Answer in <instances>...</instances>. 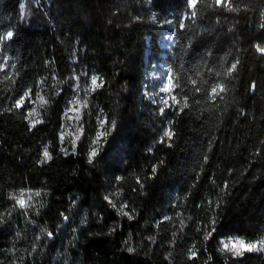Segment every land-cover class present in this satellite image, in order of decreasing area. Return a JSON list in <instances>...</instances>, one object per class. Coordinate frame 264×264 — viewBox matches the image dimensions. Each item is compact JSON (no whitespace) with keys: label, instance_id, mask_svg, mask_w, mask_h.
I'll return each instance as SVG.
<instances>
[{"label":"trees","instance_id":"16d2710c","mask_svg":"<svg viewBox=\"0 0 264 264\" xmlns=\"http://www.w3.org/2000/svg\"><path fill=\"white\" fill-rule=\"evenodd\" d=\"M258 46L264 0H0V264L59 263L14 256L8 217L30 192L53 235L78 214L76 264H264L221 244L264 242Z\"/></svg>","mask_w":264,"mask_h":264},{"label":"rangeland","instance_id":"374dc122","mask_svg":"<svg viewBox=\"0 0 264 264\" xmlns=\"http://www.w3.org/2000/svg\"><path fill=\"white\" fill-rule=\"evenodd\" d=\"M22 4H24V6L21 7L22 12L26 13L29 8L26 6L25 2ZM156 74L157 69H152L150 71L149 79L152 83V87L150 91L145 92V97L147 101L152 104L157 103L160 105V109H163L168 107L170 90L163 91L162 89L165 87L170 89V83L168 77L163 76L160 79ZM74 112L75 110H73V113ZM23 199L26 201V206L21 208L16 202L8 217L14 235L15 258L20 257V261L24 262L29 257L41 259L45 256H49L54 261H58V264H76L73 262L74 260L70 254V248L77 235V230L81 225V222L77 220L78 214L71 210L68 216L62 218L61 223L57 226L56 234L49 235L50 229L39 220V212L44 205L45 195L40 193V195L37 196L36 193L30 192L27 193ZM229 240L235 241L241 239H228L223 241L228 242ZM252 244L256 245V247L251 251L245 249L241 254L245 252L264 251V242ZM244 245L247 246L249 244L244 243ZM222 248L224 249L223 244ZM224 250L232 253L234 256L241 255H237L234 251Z\"/></svg>","mask_w":264,"mask_h":264},{"label":"snow or ice","instance_id":"6c2138e0","mask_svg":"<svg viewBox=\"0 0 264 264\" xmlns=\"http://www.w3.org/2000/svg\"><path fill=\"white\" fill-rule=\"evenodd\" d=\"M221 2H222V0H217V4H220ZM187 4H188L189 8H192V7H194L195 0H187ZM22 6H24V4H19V8H21ZM194 14H195V12L192 13L193 16H194ZM13 35H14V33L12 31H8L7 32V38H12ZM257 50L261 51V52H264V49L259 48V46H258ZM6 63H7V60L5 59V64ZM3 67H4V65H0V70H2ZM13 67H15V65H13ZM233 67H235V66H233ZM91 83H92L93 86H95L97 84V81H96L95 77L92 78ZM169 83H170V81H169ZM162 90L163 91H169L170 89L168 87H165ZM213 91H215V89ZM28 95H29V93L26 92L25 96H28ZM75 103L76 104H80V101L77 100ZM22 104H23V98H21L20 100L16 101L15 107L19 108V107L22 106ZM84 106H86V104ZM74 110L75 111H79V109H74ZM34 115H38L35 112V109H33L29 113V116H34ZM38 123H42V121H40L38 119L31 121L32 127H35V125L38 124ZM103 123H104V121H101V127H103ZM103 135H104L103 132L98 133L97 137L93 141V143L94 144L98 143L100 141L101 136H103ZM164 135L166 137H168V138H171V133L170 132H165ZM61 139H63V135H61ZM76 139H79V136H77ZM97 154H98V148H93L89 152V155H88L89 163L92 162L93 158L96 157ZM43 156H44L45 160H50L51 159V156L49 155V152H48L47 149L44 150ZM154 171H155V169H154ZM36 195L39 196L40 193L37 192ZM105 199L107 200L108 197H105ZM17 204H19L21 208L26 206V201L23 199V194H22L20 199H17ZM125 215H127V214L125 213ZM49 235H51V233ZM210 235H211V233H209V236ZM221 244H223L224 249L229 250V251H234L237 255L241 254V252L243 250H245V249L248 250V251H251L253 248L256 247V245H254V244H249V245L245 246L244 242L242 240H235V241L229 240L228 242L221 241ZM224 249H222V250H224ZM128 251L131 252V251H133V249L129 248Z\"/></svg>","mask_w":264,"mask_h":264}]
</instances>
